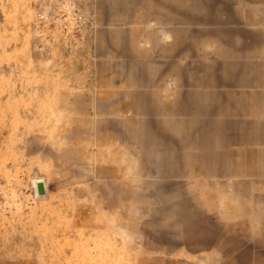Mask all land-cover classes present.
Listing matches in <instances>:
<instances>
[{
	"label": "rangeland",
	"instance_id": "1",
	"mask_svg": "<svg viewBox=\"0 0 264 264\" xmlns=\"http://www.w3.org/2000/svg\"><path fill=\"white\" fill-rule=\"evenodd\" d=\"M0 264H264V0H0Z\"/></svg>",
	"mask_w": 264,
	"mask_h": 264
},
{
	"label": "water",
	"instance_id": "2",
	"mask_svg": "<svg viewBox=\"0 0 264 264\" xmlns=\"http://www.w3.org/2000/svg\"><path fill=\"white\" fill-rule=\"evenodd\" d=\"M38 189H39V193H40V194H44V193H45V184L40 183V184L38 185Z\"/></svg>",
	"mask_w": 264,
	"mask_h": 264
}]
</instances>
